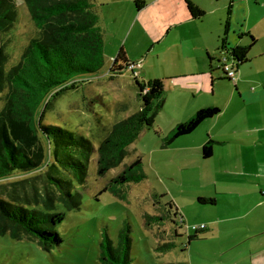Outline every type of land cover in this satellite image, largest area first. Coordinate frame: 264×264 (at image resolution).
I'll use <instances>...</instances> for the list:
<instances>
[{
	"label": "rangeland",
	"instance_id": "rangeland-1",
	"mask_svg": "<svg viewBox=\"0 0 264 264\" xmlns=\"http://www.w3.org/2000/svg\"><path fill=\"white\" fill-rule=\"evenodd\" d=\"M115 1H97L99 27L105 40L103 69L94 75L71 79V83L76 82L73 88L55 98L51 94L49 100L43 102L38 116L44 125L84 136L98 148L116 124L142 110L144 101L135 75L146 84L157 79L165 81L163 108L153 119L152 126L128 148L129 155L124 163L106 177L98 176V154L92 156L86 186L73 182L75 191L83 196L80 210H67L53 186V178H72L62 171L49 173L47 164L38 170L15 173L0 180L1 200L33 208H41L40 203L51 200L66 214L65 221L58 226L64 242L52 250H45L27 236L17 240L10 233L0 234V264H104L101 255L105 232L117 245L126 223L132 227L133 264H264V202L257 204L264 201V197L258 192L259 197H256L255 193L262 187L251 185L238 175L219 173L226 163L223 150L218 152L216 160L202 161L201 154L193 148L203 143L210 125L165 146V140L179 121L190 119L184 118L189 111L184 105L180 106V93L174 90L172 80L166 76L167 58L159 54L164 45L157 43L151 52L147 48L150 45L146 32L142 30L137 35L139 26L132 38L119 36L123 31L118 25L128 15L125 10L121 13L116 10ZM15 2L18 21L4 36L9 69L20 62L33 40L41 38L25 1ZM132 10L136 12L137 9ZM134 37L145 43L137 45ZM222 39H226L225 34ZM263 46L262 41L259 47ZM125 47L134 49L130 57H138L132 62L135 69H126L112 79L111 67ZM180 53L176 48L170 55ZM225 56L223 52L221 58ZM4 95L0 90V102ZM49 101L51 106L44 110ZM139 157L147 179L122 188L126 200L111 192L104 193L108 184ZM211 196L213 198H209ZM200 198L212 199L216 205H202L198 202ZM146 215L164 216L166 220L147 228ZM203 227L209 228V232L199 234V239L190 242L189 238L196 236L195 228ZM171 242L176 246L173 250L166 253L157 250L160 245Z\"/></svg>",
	"mask_w": 264,
	"mask_h": 264
},
{
	"label": "trees",
	"instance_id": "trees-1",
	"mask_svg": "<svg viewBox=\"0 0 264 264\" xmlns=\"http://www.w3.org/2000/svg\"><path fill=\"white\" fill-rule=\"evenodd\" d=\"M24 1L31 19L40 29L41 38L33 40L20 62L9 69L4 36L18 21L17 4L15 0H0V90L5 93L0 102L3 104L0 106V180L15 173L38 170L47 164L49 173L62 171L73 179L53 178V186L60 193L61 202L67 210H80L83 196L75 191L73 182L86 186L91 158L95 153L98 154V176L101 178L124 163L129 155L128 148L139 139L141 133L152 126L153 119L163 108L165 81L157 79L146 84L135 78L144 101L142 110L116 124L98 148L84 136L60 127L44 125L38 112L51 94L52 98L60 96L76 84L71 83V79L94 75L103 69L104 33L99 27L97 0ZM227 33L228 28L225 38ZM252 41L248 49L232 50L231 56L240 65L248 61V53L256 44L254 38ZM223 42L225 44L226 39ZM210 61L214 59L210 58ZM133 64L122 49L111 67L110 78H118ZM50 106L49 101L44 110ZM220 113L218 107L201 109L189 121L174 129L165 140V146L192 135L204 122L214 119ZM214 144L210 139L204 145L202 154L205 159L213 156ZM146 179L143 161L139 157L113 179L103 192H111L121 200H126L122 188ZM198 201L202 205L215 204L212 199L200 198ZM40 204L43 207L33 208L27 204L18 205L0 199V234L10 233L17 240L27 236L45 250L62 245L64 241L58 226L65 221L66 214L60 212L51 200ZM169 206L173 207L171 204ZM165 220L164 216L146 215L145 226L150 228ZM201 233L206 234V229L196 231V236H191L189 241L199 239ZM104 236L101 255L104 264H133L132 227L129 223L120 231L117 245L107 231ZM175 247L171 242L160 245L157 250L166 253Z\"/></svg>",
	"mask_w": 264,
	"mask_h": 264
},
{
	"label": "crops",
	"instance_id": "crops-1",
	"mask_svg": "<svg viewBox=\"0 0 264 264\" xmlns=\"http://www.w3.org/2000/svg\"><path fill=\"white\" fill-rule=\"evenodd\" d=\"M114 4L116 10H125L128 15L118 25L123 31L119 36L132 38L139 26L137 35L142 30L146 32L151 52L157 43L164 45L159 54L167 58L166 76L180 93V106L189 111L184 118L191 119L207 107L221 109L217 117L204 122L195 132L210 125L208 136L194 151L201 154L203 162H209L223 150L226 163L219 173L238 175L255 187L260 185L262 189L255 190L256 197L258 193L264 197V46L259 47L264 42V0H116ZM227 28L224 44L222 36ZM252 38L256 44L248 53V61L238 63L237 81L231 84L220 69L223 45L231 56L235 48L248 49ZM133 42L145 43L137 37ZM176 48L181 53L170 55ZM123 49L129 61L136 62L138 57H130L134 49ZM210 139L215 143L214 153L205 159L202 149Z\"/></svg>",
	"mask_w": 264,
	"mask_h": 264
},
{
	"label": "built area",
	"instance_id": "built-area-1",
	"mask_svg": "<svg viewBox=\"0 0 264 264\" xmlns=\"http://www.w3.org/2000/svg\"><path fill=\"white\" fill-rule=\"evenodd\" d=\"M226 55V56H225ZM224 58L222 57L220 59V69L225 74V77L231 81L232 83H236L237 81V66L238 62L235 58L230 56L228 53L224 52ZM134 64L130 67L132 71H134ZM135 78H137V75H135ZM207 228H195L196 231L198 230H205Z\"/></svg>",
	"mask_w": 264,
	"mask_h": 264
}]
</instances>
